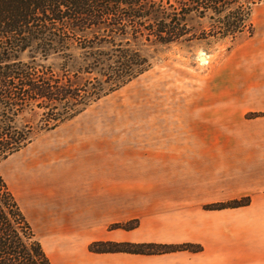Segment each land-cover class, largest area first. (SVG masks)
<instances>
[{
  "label": "crops",
  "instance_id": "obj_1",
  "mask_svg": "<svg viewBox=\"0 0 264 264\" xmlns=\"http://www.w3.org/2000/svg\"><path fill=\"white\" fill-rule=\"evenodd\" d=\"M261 58L225 60L219 87L205 89L220 94L222 108L198 114L193 133L179 127L145 137L139 154L119 135L54 146L35 140L17 151L13 195L51 264H264L263 197L254 203L257 215L192 213L214 200L264 191ZM123 148L126 159L119 157ZM131 219L139 220L134 228L110 226ZM93 241L190 242L202 250L94 253Z\"/></svg>",
  "mask_w": 264,
  "mask_h": 264
},
{
  "label": "trees",
  "instance_id": "obj_2",
  "mask_svg": "<svg viewBox=\"0 0 264 264\" xmlns=\"http://www.w3.org/2000/svg\"><path fill=\"white\" fill-rule=\"evenodd\" d=\"M250 27L240 0H0V163L147 71L149 51ZM0 264H51L1 174Z\"/></svg>",
  "mask_w": 264,
  "mask_h": 264
},
{
  "label": "rangeland",
  "instance_id": "obj_3",
  "mask_svg": "<svg viewBox=\"0 0 264 264\" xmlns=\"http://www.w3.org/2000/svg\"><path fill=\"white\" fill-rule=\"evenodd\" d=\"M240 2L242 7L249 12L251 27L244 29L236 39L229 38V36L222 37L219 32L212 30L205 39L190 43L171 44L156 52L149 51L151 66L147 71L116 91L96 100L74 118L50 131L41 132L34 141L43 139L45 144L54 146L56 144L63 145L67 141L82 142L88 139L94 141L97 138L92 137L96 135H119L121 140L130 141L135 146L136 153L139 154V146H142L147 136L174 134L179 127L193 133L196 130V127L193 128L194 123L199 121L196 118L198 114L204 109L220 110L222 108V101L218 100L220 94L213 90H210V94H208L205 89L219 87L220 79L223 76L221 67L225 60L234 56L250 60L252 54H256L262 56L261 62L258 64L259 71L264 70V0H240ZM189 24L198 27V29L207 26L205 19L198 18L189 19ZM204 57L207 59L205 62L203 61ZM200 130L199 128L196 133H202ZM208 130L212 135L224 133L219 128H216L214 132L209 128ZM31 146L33 145L28 147L30 152ZM210 146L227 150L224 143H214L213 146L211 144ZM17 155L18 153L14 152L0 163V174L12 193L15 192L16 187ZM104 156L106 155L104 154ZM119 157L121 159L128 157L126 148L120 150ZM258 197L264 198V191L214 200L197 209L194 208L192 213L200 215H257L253 206ZM138 222V219H131L110 226L111 228L131 229L136 227ZM91 243L93 249H91ZM91 243L88 249L94 253L125 252L161 255L178 251L196 253L202 250L200 244L190 242L173 244L93 241ZM109 243L122 244L130 251H98L109 250ZM189 244L197 246L198 250L192 251L187 246ZM165 245L171 246V251H166ZM161 249H165V251H161Z\"/></svg>",
  "mask_w": 264,
  "mask_h": 264
},
{
  "label": "bare ground",
  "instance_id": "obj_4",
  "mask_svg": "<svg viewBox=\"0 0 264 264\" xmlns=\"http://www.w3.org/2000/svg\"><path fill=\"white\" fill-rule=\"evenodd\" d=\"M201 59H202V57H201ZM206 60H207V59L204 57V58H203V61L205 62Z\"/></svg>",
  "mask_w": 264,
  "mask_h": 264
}]
</instances>
